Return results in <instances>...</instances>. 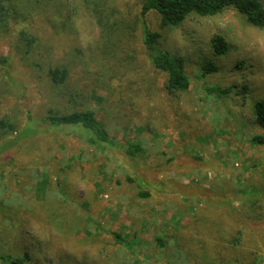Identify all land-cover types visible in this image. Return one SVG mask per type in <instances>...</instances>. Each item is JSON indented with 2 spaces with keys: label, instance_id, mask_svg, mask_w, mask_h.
<instances>
[{
  "label": "rangeland",
  "instance_id": "rangeland-1",
  "mask_svg": "<svg viewBox=\"0 0 264 264\" xmlns=\"http://www.w3.org/2000/svg\"><path fill=\"white\" fill-rule=\"evenodd\" d=\"M3 2L0 116L16 129L0 135V264L24 254V264L264 258V193L251 192L264 189V143L251 142L264 138L254 116L264 102V28L234 8L167 28L149 12L159 49L182 57L190 80L168 94L143 45L139 0ZM216 35L225 55L213 53ZM54 69L66 71L63 83L52 82ZM214 86L232 89L219 96ZM86 111L105 139L47 121Z\"/></svg>",
  "mask_w": 264,
  "mask_h": 264
},
{
  "label": "trees",
  "instance_id": "trees-1",
  "mask_svg": "<svg viewBox=\"0 0 264 264\" xmlns=\"http://www.w3.org/2000/svg\"><path fill=\"white\" fill-rule=\"evenodd\" d=\"M139 21L143 30V45L147 51L148 59L152 67L164 74L166 77L164 89L168 94L177 92H186L190 87V80L185 70L184 59L180 56L173 55L168 51L160 50L158 47V40L160 34L152 31L146 25L145 17L149 12H155L159 16L161 28L177 27L180 25L190 14H197L201 17H212L220 14L227 8H234L240 15L244 17L246 22L256 28H264V5L261 0H139ZM9 18V9L3 0H0V29L7 27ZM99 26L102 28L103 35L106 34V28L102 23L101 18L97 19ZM213 53L216 56H222L227 53L228 45L225 39L216 35L211 40ZM213 66H208L207 72H215ZM50 78L54 84H61L66 79V71L54 69L49 72ZM232 87L222 89L218 86L210 87L209 93L217 94L219 96L227 95ZM254 116L256 122L264 128V102H256L254 105ZM12 120L6 116H0V135H5L8 131L15 132L16 125L11 122ZM47 121L55 126L59 125H76L79 124L83 128L94 131L97 138L105 139L107 134L103 131L101 124L94 119L92 112H74L69 115H50ZM251 142L260 144L264 143V138L253 137ZM125 153L133 156L131 150L126 149ZM255 195L264 193L263 190H251ZM141 197H149L148 192L141 193ZM256 206V205H255ZM255 208L261 209L260 206ZM262 216L260 217V219ZM259 219V218H258ZM258 221V220H257ZM262 221V220H260ZM259 221V222H260ZM258 222V223H259ZM244 224V223H242ZM261 229V228H260ZM259 229V230H260ZM243 231L238 230L236 237L232 243L236 246L240 245L243 239ZM118 242L121 237L115 234ZM6 264H24L28 259V255L24 254L20 257H13L7 255L4 257ZM246 261H239L240 264H262L264 258L258 257L256 251L246 255Z\"/></svg>",
  "mask_w": 264,
  "mask_h": 264
}]
</instances>
